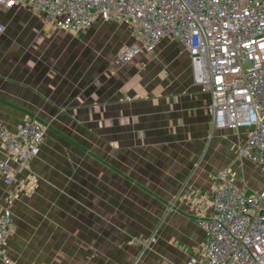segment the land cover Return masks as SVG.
<instances>
[{"label": "crops", "instance_id": "0c3cea01", "mask_svg": "<svg viewBox=\"0 0 264 264\" xmlns=\"http://www.w3.org/2000/svg\"><path fill=\"white\" fill-rule=\"evenodd\" d=\"M0 22V123L12 133L30 117L47 127L40 154L15 166L13 183L0 175V216L13 201L12 261L201 259L207 239L196 218L211 214L213 179L248 130L214 127L187 50L165 38L116 66L135 41L125 24L69 32L27 4L2 9Z\"/></svg>", "mask_w": 264, "mask_h": 264}, {"label": "built area", "instance_id": "2783aa9c", "mask_svg": "<svg viewBox=\"0 0 264 264\" xmlns=\"http://www.w3.org/2000/svg\"><path fill=\"white\" fill-rule=\"evenodd\" d=\"M29 5L69 32L99 22L130 27L134 43L115 60L123 66L141 52H154L163 39L177 40L188 52L194 83L211 97L213 125L248 130L239 150L264 169V0H0V11ZM5 26L0 22V34ZM130 100V98H128ZM47 127L30 117L16 133L0 123V175L7 185L15 166L25 167L41 152ZM235 173L219 170L212 182L211 214L199 215L206 234L201 259L185 264H264V188L249 191ZM13 201L0 216V261L16 264L5 245L13 230Z\"/></svg>", "mask_w": 264, "mask_h": 264}, {"label": "rangeland", "instance_id": "374dc122", "mask_svg": "<svg viewBox=\"0 0 264 264\" xmlns=\"http://www.w3.org/2000/svg\"><path fill=\"white\" fill-rule=\"evenodd\" d=\"M232 150L236 154V158H234L232 163H230V165L226 169H229L235 173L236 177L238 178L237 181L239 180L238 181L239 185L242 184L243 179L246 177V176H243L245 172H247L248 175H250V174L254 175L253 176L254 180L252 178V181H249L247 178H245V183L249 187V189H246L247 192L257 191V190L262 189L261 187L264 186V183L263 182L260 183V182L264 181V169H262L260 166L253 164V163H251L252 165L248 164V163H250L249 161H247V160L245 161V159H241V158H240V163L239 162L237 163V160L239 161V156H238V150L239 149L236 150L234 148ZM237 164H238V166H237ZM237 172L239 175L237 174Z\"/></svg>", "mask_w": 264, "mask_h": 264}]
</instances>
